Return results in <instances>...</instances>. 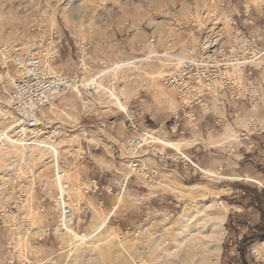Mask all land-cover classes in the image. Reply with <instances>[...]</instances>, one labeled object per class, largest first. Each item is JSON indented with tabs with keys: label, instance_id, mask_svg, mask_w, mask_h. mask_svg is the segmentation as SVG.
<instances>
[{
	"label": "rangeland",
	"instance_id": "obj_1",
	"mask_svg": "<svg viewBox=\"0 0 264 264\" xmlns=\"http://www.w3.org/2000/svg\"><path fill=\"white\" fill-rule=\"evenodd\" d=\"M246 2L257 8L264 0ZM206 9L207 0H0V44L38 49L47 46L50 33L56 31L69 44H62L54 70L84 82L98 77L96 81L124 108L96 87L92 100L68 91L45 112L47 123L60 128L56 131H71L70 141L58 133L57 145L60 151L74 150L68 193L76 203L88 205L75 231L87 239L72 241L66 236L35 244L9 230L0 239L15 251L12 247L4 251V263L10 256L14 264L28 256L49 264H264V148L260 139L253 146L239 137L250 119L264 121V110L247 108L214 130L173 136L168 128L175 95L161 82L168 67L158 61L136 63L140 56L165 50L168 44L182 56L192 57L197 34L191 22ZM229 32L228 25L224 33ZM82 42L88 46L86 55L80 54ZM124 111L135 114L138 127L153 134L160 143L154 146L156 152L174 155L176 150L189 159L198 158L201 170L167 162L152 183L132 175L126 154L131 133ZM215 111L222 115L220 109ZM101 122L107 127L96 133ZM83 149L87 158L77 160ZM46 151L0 150V176L12 159L23 160L12 180L28 193L23 212L31 220L29 233L47 222L35 213L38 198L48 200L58 194ZM149 151L143 152L144 162L157 167ZM245 154L233 167L230 160ZM94 179L111 192L85 195L83 189ZM212 201L213 207L203 206ZM0 206H4L1 201ZM221 209L227 212L224 231L214 221H204L206 214ZM208 233L214 234L212 240L221 238L219 259ZM188 234L194 242L187 243ZM58 251L57 258L49 261Z\"/></svg>",
	"mask_w": 264,
	"mask_h": 264
},
{
	"label": "built area",
	"instance_id": "obj_2",
	"mask_svg": "<svg viewBox=\"0 0 264 264\" xmlns=\"http://www.w3.org/2000/svg\"><path fill=\"white\" fill-rule=\"evenodd\" d=\"M191 23L197 34L192 57L182 56L177 48L172 49L168 44L165 50L149 51L136 59V63H141V59L146 57V61L163 62L168 67L161 82L175 95L176 108L168 128V133L173 136L214 130L229 118L241 116L247 108L264 110V3L256 8L246 0H207V9L199 17H194ZM228 25L230 32L227 35L224 32ZM47 43V46L33 50L0 44V150L8 151L14 147L47 150L50 153L48 162L53 165V180L58 187L54 198H38L35 213L45 216L47 222L29 233L31 220L28 213L23 212L28 193L12 180L16 167L22 161L12 159L0 176V201L4 205L0 206V235L9 230L16 231L18 238L22 236L35 244L52 243L57 238L68 236L70 231H76L78 220L88 208L84 202L76 203L68 193V173L74 150L60 151L58 148L55 152L52 149L59 141L58 133L69 138L71 131H56L59 127L47 123L44 114L69 91L72 84H75V91L80 96L88 100L96 96L95 80L70 79L64 72L54 70L62 46L69 44L68 39L53 31ZM80 49V54L86 55L88 46L82 42ZM215 109H220L222 115H218ZM123 113L131 133L126 142V154L132 175L152 183L158 178L159 169L168 166L167 162L182 169L191 166L201 170L198 158L189 159L176 150L174 155L156 152L154 146L160 143L153 134L138 127L135 114ZM106 127V123L101 122L96 133ZM239 137L253 146L254 140L260 139V146L264 148V121L250 119L240 130ZM147 148L157 167L152 168L144 162L143 152ZM246 155L238 160L231 159L232 166H237ZM86 158L87 151L83 149L77 160ZM220 171L221 168L217 173ZM83 193L102 195L95 180L89 181ZM240 193L244 195L243 191ZM9 197L14 198L7 201ZM98 203L103 206L102 200ZM57 246L58 249L64 248ZM11 247L14 252L13 246H3L0 239V264H14L12 256L4 263V251ZM60 252L49 256V261L56 259ZM18 264L49 263L25 256Z\"/></svg>",
	"mask_w": 264,
	"mask_h": 264
},
{
	"label": "bare ground",
	"instance_id": "obj_3",
	"mask_svg": "<svg viewBox=\"0 0 264 264\" xmlns=\"http://www.w3.org/2000/svg\"><path fill=\"white\" fill-rule=\"evenodd\" d=\"M26 49H28V48H26ZM146 60V57L144 58V59H141V61H145ZM136 62V61H135ZM132 64V63H131ZM126 65H128V64H126ZM98 79V77L96 78H93V80H95V84H96V87H97V89H102L103 91H106V92H108V93H110V99L112 98V100L113 99H116V101H118L119 102V106H120V108H122V109H124L123 107H122V105L120 104V101L118 100V98H116L112 93H111V91H109V90H107V88H104L103 86H101L96 80ZM69 91H75V84H72L71 86H70V89H69ZM78 92V91H77ZM162 141V140H161ZM59 142V141H58ZM58 142H56V146L55 147H52V149L56 152L57 151V149H58V145H57V143ZM164 142V141H163ZM164 144V143H163ZM172 144V143H171ZM15 148H19V149H23V150H25L26 151V149H29V148H21V147H15ZM31 149V148H30ZM32 149H34V148H32ZM42 149V148H41ZM27 151H29V150H27ZM1 152H7V151H1ZM30 152H27V154H29ZM30 155V154H29ZM18 159V158H17ZM23 161V160H22ZM204 172H206V174L208 175V176H210V174H212L210 171H207V170H205ZM203 172V173H204ZM205 174V173H204ZM214 204H215V201H212V202H209V203H206L205 205H203V206H207V208H209V207H213L214 206ZM205 210V209H204ZM203 211V210H202ZM202 215V214H201ZM226 217H227V212H226V210L225 209H221V210H219L218 212H216V213H209V214H206L205 215V218H204V221H206V222H212V221H214L213 222V224L215 225V226H219L218 228H220L221 230H223V224H224V222H225V220H226ZM201 220V219H200ZM199 221V220H198ZM211 225V224H210ZM224 231V230H223ZM212 233V232H211ZM210 233H208L207 234V236H208V240L210 241V242H215V245L217 246L216 248H214V250H213V254L216 256V258L217 259H219V255H220V253H219V245H220V243H221V238H217L216 237V239H214V240H212V237H213V235H212V237H210L211 235H209ZM218 234V233H217ZM197 236V235H196ZM68 237L72 240V241H75V240H80V241H83V240H86L87 238H85V237H83V235L82 234H78V233H76L74 230L73 231H70V233L68 234ZM196 239V238H195ZM185 240L187 241V243H192V242H194V239H193V235H190V234H188V235H186L185 236ZM204 240H206V239H204ZM194 247V246H193ZM174 255V254H173Z\"/></svg>",
	"mask_w": 264,
	"mask_h": 264
},
{
	"label": "crops",
	"instance_id": "obj_4",
	"mask_svg": "<svg viewBox=\"0 0 264 264\" xmlns=\"http://www.w3.org/2000/svg\"><path fill=\"white\" fill-rule=\"evenodd\" d=\"M200 158H202V157L200 156ZM223 161H224V160H223ZM247 161H250V158H248V159H247ZM225 162H226V161H225ZM94 180H95V179H94ZM95 181L97 182V184H98L99 188H101V190H100V191H102V190H103V191H104V192H103L104 194H106V192H107V194H108V191H109L110 189H107V187H106V186H103V185L101 186V185H99V183H98V181H97V180H95ZM103 193H102V194H103Z\"/></svg>",
	"mask_w": 264,
	"mask_h": 264
},
{
	"label": "trees",
	"instance_id": "obj_5",
	"mask_svg": "<svg viewBox=\"0 0 264 264\" xmlns=\"http://www.w3.org/2000/svg\"><path fill=\"white\" fill-rule=\"evenodd\" d=\"M241 191H243V192H244V195H246V194H247V190H246L245 188H241ZM243 241H246V239H244Z\"/></svg>",
	"mask_w": 264,
	"mask_h": 264
}]
</instances>
